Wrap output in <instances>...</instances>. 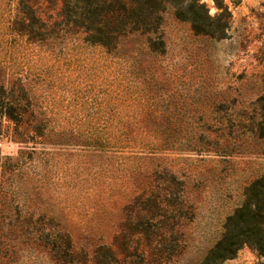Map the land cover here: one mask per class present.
Here are the masks:
<instances>
[{
    "label": "rangeland",
    "instance_id": "rangeland-1",
    "mask_svg": "<svg viewBox=\"0 0 264 264\" xmlns=\"http://www.w3.org/2000/svg\"><path fill=\"white\" fill-rule=\"evenodd\" d=\"M199 1L218 12L215 0ZM218 1L230 13L223 39L193 35L169 7L164 48L154 52L144 36L116 51L81 36L26 44L0 17V85L15 101H0V192L19 220L37 222L25 242L18 222L14 235H0V264H95L93 252L113 247L126 209L153 184L190 204L174 264H197L247 184L264 175V139L247 121L231 135L204 129L245 120L264 94V0ZM10 106L18 122L5 115ZM40 231L57 237L56 249L36 240ZM224 264H264V254L243 245Z\"/></svg>",
    "mask_w": 264,
    "mask_h": 264
},
{
    "label": "trees",
    "instance_id": "trees-1",
    "mask_svg": "<svg viewBox=\"0 0 264 264\" xmlns=\"http://www.w3.org/2000/svg\"><path fill=\"white\" fill-rule=\"evenodd\" d=\"M215 4L218 12L210 15L199 0H4L0 17L6 12L9 35L23 39L26 44L60 43L67 36H81L88 45L116 51L124 39L144 36L146 47L154 52L164 48L159 30L169 7L176 19L189 23L193 35L223 39L229 27L230 13L222 2L215 0ZM0 98V101L6 100L5 106L15 103L8 99L4 85H0ZM250 108L245 120L214 121L207 123L204 129L231 135L247 126V121L251 136L262 140L264 94L251 102ZM5 115L15 122L20 120L11 106ZM5 167L0 162V169ZM170 189L169 186L162 191L153 184L139 191L132 206L126 209L125 223L114 238L113 247L101 244L93 252L95 264H174L184 246L178 227L181 221H189L191 215L190 204H186L184 196L180 194L181 197L172 198L174 193ZM0 197V235L3 238L14 235L18 222L22 228L18 237L23 242L29 240L37 222L19 220L14 200L5 198L3 192H0ZM6 208H10L11 216L15 217L6 216L3 213ZM2 229L7 232H2ZM35 237L36 240L46 238L50 249H56V236L40 231ZM243 245H250L264 254V175L247 184L241 203L225 217L219 236L197 264H224ZM63 256L72 260L69 245Z\"/></svg>",
    "mask_w": 264,
    "mask_h": 264
}]
</instances>
